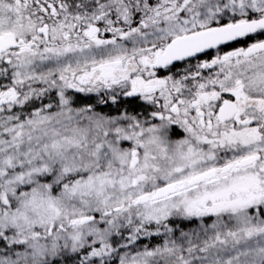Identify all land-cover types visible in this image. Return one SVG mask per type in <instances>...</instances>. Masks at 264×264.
I'll use <instances>...</instances> for the list:
<instances>
[{"label":"snow or ice","instance_id":"1","mask_svg":"<svg viewBox=\"0 0 264 264\" xmlns=\"http://www.w3.org/2000/svg\"><path fill=\"white\" fill-rule=\"evenodd\" d=\"M0 264H264V0H0Z\"/></svg>","mask_w":264,"mask_h":264}]
</instances>
